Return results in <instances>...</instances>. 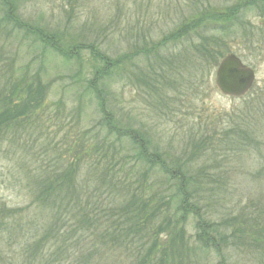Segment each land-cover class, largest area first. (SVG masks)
<instances>
[{"label": "rangeland", "instance_id": "obj_1", "mask_svg": "<svg viewBox=\"0 0 264 264\" xmlns=\"http://www.w3.org/2000/svg\"><path fill=\"white\" fill-rule=\"evenodd\" d=\"M230 54L255 74L242 98L214 84ZM96 69L99 92L88 88ZM38 87L39 108L0 133V264H69L84 253V232L49 226L59 214L71 221L56 204L70 199L73 177L100 217L133 193L148 206L146 231L127 225L93 264H136L139 249H151L152 264H264V0H0V91L6 100L14 90L16 104ZM140 152L187 174L186 202L226 241L200 249L180 178L151 170ZM44 181L54 185L41 198Z\"/></svg>", "mask_w": 264, "mask_h": 264}, {"label": "trees", "instance_id": "obj_2", "mask_svg": "<svg viewBox=\"0 0 264 264\" xmlns=\"http://www.w3.org/2000/svg\"><path fill=\"white\" fill-rule=\"evenodd\" d=\"M12 16H13L14 22L18 24L13 13H12ZM206 16L208 17L213 16L214 20L217 21L218 23H222L223 20L227 19L228 21V19H230L229 17L230 14L229 16H223L220 14L212 15L211 13ZM192 26H195V24H193ZM179 33H182V31L178 32L176 35L174 34L171 35L170 40L179 36ZM39 38L43 40L45 37L43 38V35L39 34ZM46 40L47 39L45 38L44 41ZM141 51H142V54L146 56L145 53L147 49L145 50L142 49ZM212 52L213 51L211 50L209 51L201 50L198 56L201 58V60L205 59V61L208 62V59L215 58ZM222 58L223 57L220 56V59ZM217 62H218V59L216 60V63ZM104 64H105V68L103 69L105 70H108L111 67L109 66L110 65L109 63L105 62ZM105 70L96 69L95 73L93 74V77L90 79L88 83L89 90H92V91L96 90L94 86H96L97 83H101L100 78H103ZM96 92H99V91L96 90ZM13 94H14V90L12 91V93H10V97L5 100L3 91H0V133H2V131H4L5 128L9 126V124L11 125L15 124L17 121L30 116L31 114H33L35 110L39 108V105L41 104L40 102L42 101V98H43V89L38 87V89H36L35 91L29 90L28 92H24L25 94L24 99L26 100H22L21 102H18L16 104L15 103L12 104L13 102H16V101H12L11 96ZM246 124H247L246 120L242 121V125H246ZM107 129H108L107 131L108 134L111 135L112 134L111 131H113L112 129L114 128H113V125L110 124V122L107 126ZM233 133L236 134L237 138H240L241 134H239V132H233ZM223 135L224 136H222L223 138L220 140L219 145L227 146L226 144L229 142L230 139L229 137H227L228 134L226 131L223 133ZM231 138H234L233 134ZM202 144L205 145L204 143ZM154 155H157V154H154ZM154 155L150 157V156H147L146 153L144 154L140 152L138 154V157L141 162H143L146 165H149L151 170L153 167L158 166L164 174L170 175L171 177L173 176V178L174 177L180 178L178 186L175 187L176 193L178 197H180L181 199L182 208L180 209H184L187 213H193V215L198 219L197 223L195 224L194 229L196 230V240L198 243L202 245V248L200 249L202 250L208 249L209 245L215 244L217 238L218 239L220 238L221 242L226 241L225 239L226 237H223L220 234V232L218 233V229L215 228L216 226L212 222H208L207 220L201 218L202 215L199 214L198 208H196L197 206L196 207L191 206L188 202H186L187 197H189L187 185L189 184L191 185V182H186L183 180L187 174L186 175L180 174V173L173 174L172 171L169 173V170L164 168L165 167L164 165H161L160 162H155L152 159L155 157ZM100 177L105 178L104 171L103 172L100 171ZM44 182L45 183L42 182L41 184L42 185L41 198L43 196L50 197V195L52 194L51 193L52 188H53L52 186L54 185L52 182L50 183V181H44ZM57 186L59 187L60 183L57 182ZM128 190L129 189H126L125 191H128ZM85 192H87V189L84 186L79 185L76 182L75 177H73V179L70 181V193H69L70 199H68V197H65L63 198L62 203L60 202L59 204H56L58 205L57 210L59 211V213H62V210L63 211L65 210L71 213V216L69 215V217L71 218V221L68 219V217H67V220L64 219V216L61 218V215L59 214L56 220H54V223L49 225L51 228L50 232L53 233V229H55L56 224L60 220L61 221L63 220L64 224L62 225H65L66 223L68 224L69 222L73 224L72 226L67 227V231L69 229H70L69 231H72L70 232L72 236H75L74 234L78 232H84V249H85L84 253L82 252V249H81L79 250L80 252L79 255H77V252L75 254H72V261L69 262V264H93L92 263L93 258H95L97 255H100V253H102L103 250L107 249L108 247H106V245L108 244L109 246L110 245L109 242L113 241L114 239H117V236L120 237L121 232L125 235L126 233L125 228L127 227V225L131 224L132 227L135 229L134 232H137V231H143V230L146 231V226L148 224V219L145 221L144 219L145 215L143 213V210L145 211V209H147L148 206L144 203L140 204L138 202V197H136L133 193V195H130V200H129L130 202L126 203L123 207L119 209L114 208V207L112 209H106L105 211L106 215L104 216L103 214L102 217H104V219L106 220V223L109 229H107V231L105 230L104 232L101 228L102 217L98 216L95 213L96 212L95 209L91 211L88 210V207H90V203H87L88 201L85 202V204L83 203L85 196H86ZM93 207H95V205ZM141 208H143L142 211H141ZM153 216L154 214H151L150 218H152ZM163 223H166V221H164ZM168 227L169 225L168 223H166V225L163 228L158 227L157 230L159 233H162L164 229L166 230L168 229ZM60 230H61V227L56 230L57 234L61 232ZM78 243L74 245L76 246ZM39 246L40 244L37 246L38 249H39ZM182 249H184V246L177 249L178 253L180 254L183 253ZM139 251H141V249L137 251L138 253L137 256H139L138 257L139 260L136 262V264H152L151 262H149L151 259L150 258L151 249H149V251L144 255H140ZM172 251L171 253H173ZM188 256L187 258L189 259ZM65 264H68V262Z\"/></svg>", "mask_w": 264, "mask_h": 264}, {"label": "water", "instance_id": "obj_3", "mask_svg": "<svg viewBox=\"0 0 264 264\" xmlns=\"http://www.w3.org/2000/svg\"><path fill=\"white\" fill-rule=\"evenodd\" d=\"M253 70L239 61L234 55L223 58L215 73V86L220 94L240 98L245 96L253 85Z\"/></svg>", "mask_w": 264, "mask_h": 264}]
</instances>
